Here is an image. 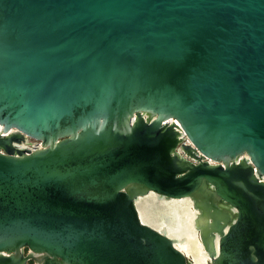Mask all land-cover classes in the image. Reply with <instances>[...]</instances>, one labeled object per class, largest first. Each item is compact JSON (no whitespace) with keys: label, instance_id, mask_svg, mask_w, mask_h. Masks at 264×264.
Masks as SVG:
<instances>
[{"label":"water","instance_id":"95a60500","mask_svg":"<svg viewBox=\"0 0 264 264\" xmlns=\"http://www.w3.org/2000/svg\"><path fill=\"white\" fill-rule=\"evenodd\" d=\"M175 199L264 264V0H0V264H194Z\"/></svg>","mask_w":264,"mask_h":264},{"label":"bare ground","instance_id":"6f19581e","mask_svg":"<svg viewBox=\"0 0 264 264\" xmlns=\"http://www.w3.org/2000/svg\"><path fill=\"white\" fill-rule=\"evenodd\" d=\"M34 144L36 143H25L24 146L30 145L33 147L35 146ZM165 204L170 214L176 217V220L172 222L170 226L160 221H157L158 223L151 222L146 219V214L140 211L142 219L157 226V228L168 232L170 236L176 238L177 246L182 249L188 257L192 256L191 258H193V261H195L196 264H206L209 260V256L205 252L204 247L196 234L194 221L195 211L192 208V201L189 199H175L167 202L165 201Z\"/></svg>","mask_w":264,"mask_h":264},{"label":"rangeland","instance_id":"374dc122","mask_svg":"<svg viewBox=\"0 0 264 264\" xmlns=\"http://www.w3.org/2000/svg\"><path fill=\"white\" fill-rule=\"evenodd\" d=\"M29 140L32 141V142H36V140L35 139H32V138H29ZM188 259L194 263V261H193V259L191 257H189ZM31 262H33V261H30L29 264ZM33 264H35V263L33 262Z\"/></svg>","mask_w":264,"mask_h":264},{"label":"flooded vegetation","instance_id":"af4514ba","mask_svg":"<svg viewBox=\"0 0 264 264\" xmlns=\"http://www.w3.org/2000/svg\"><path fill=\"white\" fill-rule=\"evenodd\" d=\"M189 257H192V256H189ZM192 259H193V258H192ZM208 261H209V260H208ZM207 263H208V262H206V264H207ZM194 264H196L195 261H194Z\"/></svg>","mask_w":264,"mask_h":264},{"label":"trees","instance_id":"16d2710c","mask_svg":"<svg viewBox=\"0 0 264 264\" xmlns=\"http://www.w3.org/2000/svg\"><path fill=\"white\" fill-rule=\"evenodd\" d=\"M30 264H33V262H31Z\"/></svg>","mask_w":264,"mask_h":264}]
</instances>
